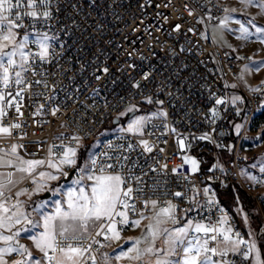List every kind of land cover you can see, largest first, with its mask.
<instances>
[{"label":"built area","instance_id":"obj_1","mask_svg":"<svg viewBox=\"0 0 264 264\" xmlns=\"http://www.w3.org/2000/svg\"><path fill=\"white\" fill-rule=\"evenodd\" d=\"M224 6L225 0H52L50 22L36 25L53 36L52 55L46 61L33 62L34 71L24 73L19 95L16 85L7 89L16 99L3 123L18 122L20 127H14L11 136L0 135V148L23 145L18 151L24 157L45 158L49 145L59 146L61 140L72 144V137L78 135L80 147L89 145L87 156L99 153L101 161L113 166L110 171L121 172L132 185L137 214L145 208L144 200L156 199L161 206L172 200L178 206L179 223L175 226L197 214L201 218L211 216L215 221L217 210L206 207L203 193L204 186L210 185L231 216L233 226L247 239L248 230L234 208L241 206L237 199L240 192L252 204L257 219L254 222L248 213L253 235L258 243H264V183L241 174L245 168L260 175L252 165L264 155V142H260L264 140V128H255L264 114V84L244 87L240 73L249 57H236L206 34L207 24L224 15ZM19 32L22 36L24 29ZM30 47L34 51V46ZM104 67L109 69L107 73ZM256 88L261 90L254 91ZM237 93L243 97L242 102L232 105L225 100L215 105L220 116L213 122L209 110L215 99L222 95L231 98ZM145 97H151V102ZM16 103L20 104L19 113ZM130 105L137 106L135 115L163 108L168 116L154 119L142 135L128 133L122 131V117L133 118H127L133 112L126 111ZM53 108L57 110L53 112ZM122 112L124 115H119ZM115 118L119 119L118 125L113 123ZM236 123L243 125L239 134ZM166 125L170 126L168 131L164 130ZM171 127L190 140L204 133L213 137L215 142L192 140L187 149L200 160L199 172L191 173L183 164L182 150ZM141 138L154 145L151 153L139 144ZM105 152L110 158L103 156ZM83 161L73 168L75 174ZM164 164L167 168H163ZM182 164L177 172L171 171ZM213 164L218 167L213 169ZM221 164L223 171L219 169ZM30 185V179L24 180L6 195L19 199L16 192ZM193 185L200 189L198 194ZM176 191L184 196L174 197ZM189 196L195 197L199 209L187 199ZM144 214L151 215L150 204ZM75 243L86 247L92 241ZM98 247L93 244V249ZM101 252L112 254L113 243L99 249L97 264H102ZM7 259L12 261L19 256L12 253ZM233 260L234 264H251L239 255ZM84 264H91L87 254ZM136 264H146V260Z\"/></svg>","mask_w":264,"mask_h":264},{"label":"snow or ice","instance_id":"obj_2","mask_svg":"<svg viewBox=\"0 0 264 264\" xmlns=\"http://www.w3.org/2000/svg\"><path fill=\"white\" fill-rule=\"evenodd\" d=\"M240 2L243 6L241 11L254 6L260 10L261 15H264V0H240ZM223 11L224 15L218 18L219 23L213 26L211 39L214 42L217 40L218 32L223 39L227 30L237 33L238 39L242 41L254 37L264 44V26H258L254 18L241 20L234 16L232 13L237 11L236 8L224 6ZM52 15V0H0V135L11 136L13 128L20 127L18 122L3 123V117L16 99V96L7 89L14 84L19 95L22 92L19 86L25 82L24 73L29 69L34 71L33 62L46 61L52 55L53 36L48 30L36 26L48 24ZM209 19H211L210 13ZM232 22L239 27L233 29ZM176 27L180 26L176 25ZM20 29H24L22 36ZM30 45L34 46V51ZM228 47L233 46L229 44ZM262 68H264V60L245 64L240 75L243 77L245 72H259ZM103 71L107 73L109 69L104 67ZM212 95L215 96V93ZM145 99L149 102L152 100L151 97ZM242 99L243 97L237 95L231 98L223 95L216 98L214 106L209 110L212 121L215 122L220 116V110L215 105H220L225 100L237 105ZM159 103L163 104V101ZM136 107L130 105L126 111L134 112ZM15 109L20 112L19 103L15 104ZM56 110V108L52 109L53 112ZM239 110L237 107L236 111ZM167 116L168 113L163 108L159 111L134 115L122 131L142 135L147 125L154 119L161 117L166 119ZM169 127L166 125L164 130L168 131ZM234 127L239 134L243 125L236 123ZM171 131L176 133L178 148L182 150L180 154L183 164L188 165L191 173L199 172L200 160L196 155L189 154L187 149L191 148L192 140H213V137L204 133L199 137L193 136L190 140L187 136H181L175 127H171ZM80 144V137L74 135L72 144L63 143L61 140L59 146L49 145L45 158L33 159L20 154L18 148L23 145L12 144L10 149L0 148V168L11 169L0 172V264H84L86 254L91 264H97L96 253L100 248L119 241L126 228L140 227L143 220H148V223L144 226L141 235L127 237L126 247H121L114 254L100 253L102 264H122L125 259L129 262L142 261L146 257L148 258L146 264H234L233 257L236 255L245 261L250 260L251 264H264V252L251 227L249 226L246 239L233 226L231 216L219 203L210 185L204 186L203 193L206 197V207L208 209L215 207L217 210L215 221L211 216L201 218L197 214L176 227L168 226L179 223L178 206L172 200L166 201L163 206L156 199L144 200L145 208H141L137 214L132 185L127 183L121 172L110 171L113 166L101 161L99 153L89 154L83 163L76 167V174L69 186L60 184L53 186V181H58L61 176H68V171L65 170L67 167L77 166ZM139 144L149 153L154 147L143 138L139 140ZM128 147L131 150L132 145L129 144ZM103 156L110 158L107 152L103 153ZM183 164L172 168L171 171L177 172ZM123 167L124 163L121 162V169ZM152 167L155 169V165ZM217 167L216 164L212 165L213 169ZM252 167H259V176L248 172L245 168L241 169V174L253 182L264 183V156ZM163 168H167V164H164ZM219 169L224 170L222 164L219 165ZM26 178L30 179L31 185L20 188L16 192L17 197L25 194L31 197L33 194L50 191L55 198L51 202L39 199L29 211L24 201L13 200L6 195L10 193L11 187ZM133 179L140 178L133 176ZM192 188L197 194L199 193L200 189L195 185ZM137 191L142 192V189ZM172 195L184 196L180 191ZM187 199L193 201L197 209L200 208L194 196H189ZM149 204L151 215L146 216L144 213ZM237 211L247 223L248 213L240 205H237ZM17 225L20 227L17 228ZM21 232L31 233L28 238L43 254L42 257H34L28 245L20 242ZM96 236H101L103 239H96ZM161 237L163 239L160 246H157L156 242ZM84 240H91L92 243L86 247L75 243ZM93 244L99 247L93 249ZM12 253H16L19 259L9 261L7 257Z\"/></svg>","mask_w":264,"mask_h":264},{"label":"rangeland","instance_id":"obj_3","mask_svg":"<svg viewBox=\"0 0 264 264\" xmlns=\"http://www.w3.org/2000/svg\"><path fill=\"white\" fill-rule=\"evenodd\" d=\"M225 3H226L227 7L236 8L237 9V11L235 13H232V14L234 16L238 17L239 19L247 20L249 18H254L255 19V23L258 26H264V15L260 14V10L258 8L253 6V7L245 8L243 11H241L240 9L243 6L241 5L240 0H225ZM218 23H219V19L216 20L215 22H211L210 21L207 24V26H206V34L211 37L212 36L213 26L217 25ZM238 27L239 26L235 22H232V28L233 29H236ZM253 39L255 40V42H252ZM215 43L218 44V45H221V46H223L225 48L230 49L231 52L236 57H243L245 55L248 56L250 60H249V62L247 64L258 63L260 60H264V44H262L259 41H257L254 37L252 39L248 40V41H242V40L238 39V34L237 33L229 32V31L225 30L224 35H223V39L220 38L219 32L217 33V40L215 41ZM229 44H231L233 47H228ZM242 71H243V67H242ZM240 80H241V82H242L244 87L255 88V87H257V85L259 83L264 82V68L260 69L259 72H245L243 77L240 76ZM235 95L241 97V95L238 94V93L235 94ZM240 102H242V100L238 101V103H240ZM142 114H140V115H142ZM130 120L131 119H126V116L122 117V122L125 123L122 126L123 129L127 127V124H128V122ZM259 128L263 129L264 127L260 126ZM81 147H79L78 159H79V155L81 154ZM83 154H84V158H83V160H84L87 157L88 149ZM261 157H259V158H261ZM259 158L256 159L255 163H258ZM74 167L75 166L67 167L65 169L66 171H68V176H69L70 170H73ZM255 169L257 171H259V167H256ZM0 172H3V171L0 170ZM68 176H61L58 181H53L52 185L55 186L57 184H60V185H64V186H69L71 184V181H72V179L74 178L75 175L73 176V178L71 180H68ZM27 179L28 178H26L25 180H27ZM18 184H16V185H18ZM48 193L50 195L48 197H45V195H47ZM237 194L239 195V200H240L241 206L243 207L245 212H247L245 206L242 203V199L240 198V195H242V196H244V195L241 194L240 192H238ZM232 196L233 195L231 194V197ZM54 198L55 197H54L53 193H51L50 191H44V192H41V193L33 194L31 197H29L26 194L19 196V199L25 202V207L28 208L29 211L34 206V202L35 201H37L39 199H46L49 202H51V200H53ZM237 205H239V204H237ZM237 205L234 206L236 212H238L237 211ZM239 217L242 220V223L244 224V219H243L242 215L239 214ZM147 223H148V220H143V221H141V226L140 227L133 228V230H131V231H124L122 233L121 239L119 241H115L114 242V248H113V253L112 254H114L116 251H118L121 247H126L127 246V241H126L127 237L140 236L142 231H143V229H144V226ZM244 225H245V228L249 231V226L251 227V225L250 224H244ZM168 226L169 227H176L175 225H168ZM16 227L18 228V227H20V225H17ZM251 229H252V227H251ZM253 234H254V232H253ZM30 235H31L30 232L29 233L21 232L20 233V242L23 243V244L28 245V247L31 249L34 257H42L43 254L40 253V251L35 248L33 242L28 238V236H30ZM162 239L163 238L161 237L160 239L157 240V242H156L157 246H160V243H161ZM260 246H261L262 252H264V243L260 242ZM147 259L148 258L146 257L145 260H147ZM152 259H154V257H152ZM137 262H139V261L129 262L127 259H125L124 261H122V264H136Z\"/></svg>","mask_w":264,"mask_h":264},{"label":"trees","instance_id":"obj_4","mask_svg":"<svg viewBox=\"0 0 264 264\" xmlns=\"http://www.w3.org/2000/svg\"><path fill=\"white\" fill-rule=\"evenodd\" d=\"M260 126L264 127V114L262 115L261 119L255 123V127L259 128ZM89 145H84L81 147V154L79 155L78 161L81 163L84 158V154L86 150L88 149ZM240 198L242 199V203L245 206L246 210L250 214L251 218L254 220V222L257 221L255 214L253 213V207L252 204L245 198L244 196L240 195ZM263 246V245H262Z\"/></svg>","mask_w":264,"mask_h":264},{"label":"water","instance_id":"obj_5","mask_svg":"<svg viewBox=\"0 0 264 264\" xmlns=\"http://www.w3.org/2000/svg\"><path fill=\"white\" fill-rule=\"evenodd\" d=\"M135 115L134 112L132 113H129L127 115V118H132L133 116ZM114 125H118L119 124V119L118 118H115L114 121H113ZM75 174V169L71 170L70 173H69V176H68V180H71L73 178ZM50 194L48 193L47 195H45V197H48Z\"/></svg>","mask_w":264,"mask_h":264},{"label":"crops","instance_id":"obj_6","mask_svg":"<svg viewBox=\"0 0 264 264\" xmlns=\"http://www.w3.org/2000/svg\"><path fill=\"white\" fill-rule=\"evenodd\" d=\"M242 221V220H241ZM244 224H249V220H248V223H245L244 221ZM133 230V229H132ZM259 246H260V243H259ZM261 247V246H260ZM113 248H114V242H113Z\"/></svg>","mask_w":264,"mask_h":264}]
</instances>
